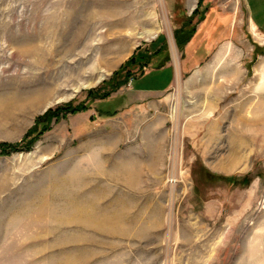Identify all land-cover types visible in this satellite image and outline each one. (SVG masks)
<instances>
[{
  "label": "rangeland",
  "instance_id": "374dc122",
  "mask_svg": "<svg viewBox=\"0 0 264 264\" xmlns=\"http://www.w3.org/2000/svg\"><path fill=\"white\" fill-rule=\"evenodd\" d=\"M0 264H264L244 0H0Z\"/></svg>",
  "mask_w": 264,
  "mask_h": 264
},
{
  "label": "crops",
  "instance_id": "0c3cea01",
  "mask_svg": "<svg viewBox=\"0 0 264 264\" xmlns=\"http://www.w3.org/2000/svg\"><path fill=\"white\" fill-rule=\"evenodd\" d=\"M245 9L248 16L249 25L252 29H254L256 32L258 31L262 38L264 39V0H244ZM160 53L158 55H155V57L152 59V64L158 59ZM149 65V70L141 77L133 79L129 87L134 93H138L140 95L144 94H155L163 92L170 87H172L175 83V80L177 79V74L173 69V66L170 63H165L164 65L159 66L158 68H155V70L161 71V72H167L171 71V78L164 86L159 87H143V88H135L133 87V83L136 80H141L145 76H147L151 72V65Z\"/></svg>",
  "mask_w": 264,
  "mask_h": 264
},
{
  "label": "trees",
  "instance_id": "16d2710c",
  "mask_svg": "<svg viewBox=\"0 0 264 264\" xmlns=\"http://www.w3.org/2000/svg\"><path fill=\"white\" fill-rule=\"evenodd\" d=\"M22 150H28V148H26L24 146H13L11 148L3 149L2 153L10 154L12 152H18V151H22Z\"/></svg>",
  "mask_w": 264,
  "mask_h": 264
},
{
  "label": "bare ground",
  "instance_id": "6f19581e",
  "mask_svg": "<svg viewBox=\"0 0 264 264\" xmlns=\"http://www.w3.org/2000/svg\"><path fill=\"white\" fill-rule=\"evenodd\" d=\"M150 24V23H149ZM150 33H152V31H148L147 32V34H150ZM153 36V35H152ZM217 63H218V61H217ZM232 75V74H231ZM235 76V75H234ZM229 77H231V76H229ZM101 80V79H100ZM220 83V82H219ZM227 84V83H226ZM81 86H83V87H88V86H90V85H86V84H82ZM221 86V85H220Z\"/></svg>",
  "mask_w": 264,
  "mask_h": 264
}]
</instances>
